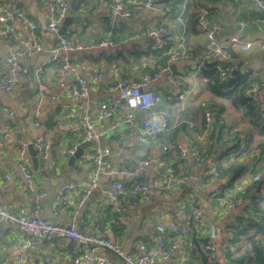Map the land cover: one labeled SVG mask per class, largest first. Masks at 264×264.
Returning a JSON list of instances; mask_svg holds the SVG:
<instances>
[{
	"label": "crops",
	"instance_id": "1",
	"mask_svg": "<svg viewBox=\"0 0 264 264\" xmlns=\"http://www.w3.org/2000/svg\"><path fill=\"white\" fill-rule=\"evenodd\" d=\"M67 1L69 6L60 22L59 33L67 35L73 43L94 44L107 38L115 42L114 46L75 52L57 50L58 33L53 34L46 27V2L0 0L22 8L36 21V40L43 48L21 59L27 71L10 91L0 89V128L10 118L15 119L9 134L0 139V205L15 214L29 215L36 208L40 216L51 221L75 222L89 234L119 241L131 253L136 252L139 242L154 244L159 237L156 226L162 224L165 227L163 238L174 247L169 259H157L153 264H187L188 250L201 246L196 242L198 238L191 235L193 228L201 236L208 237L212 225L217 230L213 240L214 255L218 262H223L220 246L226 234L222 226L245 213L244 207L250 199L248 193H242L248 187L245 177L252 174V167L264 165V151L258 146L261 141L264 143V134L258 133L242 108L234 107L227 97L213 92L201 75L204 33L200 27L192 29L187 24L194 0H181L175 7L162 1L153 9L134 5L129 18L115 16L109 11L108 4L114 0ZM256 5L259 4L256 2ZM214 6L218 9L215 17L221 29L243 18L231 4L215 3ZM246 22L251 26V33L247 34L253 41L251 48L242 51L230 47L223 36L220 42L227 57L219 60L230 63V72L235 70L232 75L249 69L252 75L264 81V21L252 19ZM161 24L169 29L167 40L172 45L167 49L154 48L153 37L141 34ZM253 24L258 25L256 29ZM23 42L31 43L25 24L14 22L11 32L0 34V73L5 67L8 52L20 49ZM181 46L189 52L187 58L169 60L168 54ZM53 48L56 50L52 51ZM64 58L71 62L72 69L60 72L59 66ZM161 66H167L169 71L162 72L147 85L148 89L161 94V104L134 110L130 122L124 120V106L116 109L113 116L96 123L95 130L100 133L98 140L90 141L91 144L81 148L82 153L69 163L72 153L68 148L76 137L70 129L79 126L81 115L86 110H92V117L95 118L96 105L116 95L111 86L120 77L137 79L144 71H157ZM37 68L42 70L40 88L33 73ZM85 72H99L100 79L89 80L87 96H70L68 86L72 76ZM169 73L173 81L169 80ZM255 97H264V84L254 92ZM40 99L41 121L35 124L34 109ZM159 109L167 112L171 127L164 133L141 138L139 132L143 126L161 122ZM205 110L211 113L209 123L204 120ZM49 111H53V118L46 128L43 122ZM40 135L49 142L48 156L42 159L37 154V165L31 162L34 181L29 188L23 183L17 164L16 140L22 138L31 143ZM175 143L184 149L197 147L204 151L206 158L202 167L216 162L220 169L218 174L201 183L196 182L194 177L202 167L196 166L189 154L180 159L173 145ZM246 144L248 150L243 149ZM162 145H168L165 152ZM98 147H108L109 153L104 156L106 169L99 174L97 187L84 197L81 204L82 192L75 189L68 192L64 202L54 208L55 195L63 184L89 178L92 170L90 154ZM160 155L163 158L159 164L140 166L143 156L155 159ZM138 166L141 168L136 181L141 180L148 185L146 194L142 196L128 192L131 181L108 172L115 168ZM170 168L173 169L174 179L169 181L167 174ZM258 174L264 177V170ZM232 177L235 178L233 184L228 186ZM114 180H124L126 190L116 204H110L105 190ZM218 189L238 192L243 203L223 214L225 192L214 194ZM40 192L44 194L42 198L39 197ZM196 205L201 207L205 218L202 230L190 223L191 209ZM172 221L180 227L181 236L176 235V239L168 237ZM23 240L24 235L16 224L0 222V260L16 261L23 251L24 264H41L44 257L51 258L56 264H72L68 257L72 242L67 238L42 239L35 246L25 249L20 247ZM246 242L248 239L243 237L239 244L245 245ZM99 252L109 259L108 264H124L123 259L111 252Z\"/></svg>",
	"mask_w": 264,
	"mask_h": 264
},
{
	"label": "built area",
	"instance_id": "2",
	"mask_svg": "<svg viewBox=\"0 0 264 264\" xmlns=\"http://www.w3.org/2000/svg\"><path fill=\"white\" fill-rule=\"evenodd\" d=\"M47 3L46 13V27L48 31L53 34L58 33L59 45L57 50L61 49L68 52L84 51L92 48H105L114 46L115 42L112 39H101L94 44H79L73 43L67 37V35L59 33V25L64 18L68 10L67 0H39ZM162 0H114L108 4L109 11L119 17L129 18L132 15L133 6H141L144 9H153ZM257 4L264 9V5L261 0H256ZM169 10V7H168ZM200 15L198 17V25L204 33V50L208 57L211 59H222L227 57V53L221 45L220 36L218 31L221 30L220 22H214L209 24L205 18L206 10L200 8ZM257 22H262L261 19H256ZM19 22L25 24L28 27V31L31 38V43L23 42V46L17 50H11L8 52L5 59V67L0 73V89L8 92L17 83L19 77L25 74L27 69L21 64V59L28 58L32 52L41 51L43 48L36 40L37 23L30 18L26 12L14 5L0 2V34L11 32L13 30V23ZM236 23L241 26L248 24L243 18H240ZM144 36L153 37V47L161 49L163 44L169 38V29L165 24L149 28L141 32ZM226 45L230 47L239 48L242 51H247L251 48L253 41L248 38L247 34H242L239 30H233L225 37ZM264 45V44H263ZM56 49H52L55 51ZM189 55V52L182 46L174 48L168 56L169 60H184ZM202 64L199 63V67ZM216 67L220 70V79L223 80L228 75L230 68L222 69L219 64ZM72 69L71 62L64 58L61 66H59L60 72H66ZM167 66H161L157 71H144L137 79H129L128 77H120L111 86L116 92V95L107 101H103L96 105L95 118L92 117V110H86L80 117L79 126L70 129L72 134H76V137L71 141L70 153H73L78 145L83 141H97L100 133L96 132L95 125L100 120L113 116L116 109L125 107L124 120L130 122L134 110L154 108L161 104V94L154 92L147 88V85L152 80L157 79L162 72H168ZM41 68L34 70L35 81L38 87L41 86ZM99 72H85L76 73L72 76L68 86V94L70 96L85 97L89 91V80H99ZM169 80L173 81L172 75L169 73ZM259 88L258 82H253L250 87L245 91V94L254 97V92ZM42 109L41 99L38 101L37 106L34 109L35 124L40 123V114ZM161 115V122L157 125H145L140 130V137L155 136L164 133L171 127L168 122L167 112L159 109ZM204 120L209 123L211 120V113L209 110L204 111ZM15 119L12 117L0 128V139L6 138L10 129L14 126ZM174 126V124H173ZM244 138V137H242ZM32 146L37 149V154L40 158L45 159L48 156V140L40 135L31 142ZM178 150L180 159H183L188 154L193 158L194 164L198 167H202L206 158L204 151L197 147H191L190 149H184L178 143L173 144ZM28 143L22 138L16 140V154L17 164L22 174L23 183L31 188L34 181L33 170L31 166V156L28 152ZM168 145H162V149L165 152ZM109 153L108 147H98L90 154L92 162V170L87 180L70 181L63 184L57 191L54 198V208L59 206L65 200V196L68 192L75 189H79L82 192L79 203L83 202L84 197L97 187L98 176L106 169V162L104 156ZM163 155L158 158L151 159L148 156H143L140 162L141 165L159 164ZM140 166L127 168L120 167L111 169L108 172L122 176L124 179L132 181L128 192L132 195H145L148 190L146 182L135 181ZM218 174L217 163H212L209 167H202L201 172L194 177L196 182H203L210 179L212 176ZM168 180L174 179L173 169L168 170ZM260 179L259 174H247L245 177V184L250 186ZM124 180H114L109 183L105 190V194L110 204H116L121 194L125 192ZM225 192V193H224ZM224 193V194H223ZM216 195L223 194L222 211L223 214H227L233 207L239 206L243 203V198L239 194L233 192H226V190H216ZM43 193L40 192L39 197H43ZM190 218L193 225L196 228L201 229L205 226V218L200 206H193L191 209ZM0 222L14 223L17 225L19 231L24 235V240L21 243V248L35 246L40 240L48 239L52 237H64L72 242V247L68 253V257L71 259L72 264H108L109 259L100 254L99 251H108L112 254L120 257L126 264H153L157 259L167 260L171 257L174 245L168 243L163 238L165 233V227L162 224H158L156 229L159 232V237L152 245H147L144 242L137 244V250L135 253L127 252L119 241L112 240L104 235L89 234L81 229L75 222L60 223L51 221L45 217L40 216L37 213L36 208L29 213L15 214L5 207L0 205ZM170 230L174 234L178 235L180 227L177 223H170ZM217 230L214 226L210 225L208 231V249L210 250V256L213 257L215 245L213 243L216 237ZM232 234L229 235L231 237ZM25 255L24 252L20 253L16 261L5 262L0 260V264H24ZM41 264H56L49 257H44L41 260Z\"/></svg>",
	"mask_w": 264,
	"mask_h": 264
},
{
	"label": "trees",
	"instance_id": "3",
	"mask_svg": "<svg viewBox=\"0 0 264 264\" xmlns=\"http://www.w3.org/2000/svg\"><path fill=\"white\" fill-rule=\"evenodd\" d=\"M162 1L172 7L181 2V0ZM261 2L264 5V0H261ZM215 3L231 4L235 10L241 12L240 16L242 15L246 21H251L252 19L264 21V9L259 5L257 6L255 0H194V7L189 11L187 17L188 26L192 29L199 27L200 7L206 10L205 18L209 24L218 22L215 17L216 11H218L216 6H214ZM170 45H172L171 41L166 40L161 49H167ZM201 60L204 63L201 75L206 79L209 88L213 92L227 97L234 107L242 108L244 115L248 117L258 133L264 134V97L259 99L245 94V91L253 82H258L260 86H263L264 81L259 76L252 75V71L249 69L234 75L229 71L226 78L221 80L220 70L216 67V64H219L222 69H226L230 63H224L217 58L211 59L206 52L201 57ZM215 120H218L217 117ZM175 129L177 128L175 127ZM258 146L261 147L263 152V141ZM243 149L248 150L247 144ZM263 156L264 152L262 153V158ZM217 169L218 171L220 170L218 165ZM262 169L264 170V165L259 164L252 167L250 171L252 174H258ZM232 178L227 184L228 186L233 184L235 178ZM131 183L132 181L129 182V187ZM242 193L243 195L248 193V198H250L246 208L244 207L245 213L237 216L235 220L224 223L222 226V231L226 234L220 246L223 262H218L215 255L213 257L210 256V250L208 249L209 238L207 235L201 236L193 228L191 235L194 238H198V241L195 240L197 244L201 243V246L188 250L187 264H264V206H262L264 203V177H260L257 182L248 186ZM237 194L239 193L237 192ZM190 223L191 225L193 224L191 218ZM251 231L252 233H250ZM230 233L232 234L231 237H229ZM178 236H181V232L178 233ZM168 237L176 239V234L171 232ZM243 237L248 239V242L245 245H240L239 243Z\"/></svg>",
	"mask_w": 264,
	"mask_h": 264
},
{
	"label": "water",
	"instance_id": "4",
	"mask_svg": "<svg viewBox=\"0 0 264 264\" xmlns=\"http://www.w3.org/2000/svg\"><path fill=\"white\" fill-rule=\"evenodd\" d=\"M233 30H239L242 34H250L251 33V26L250 24H246V25H243L241 26L240 24L238 23H234V24H231L229 26H227L226 28H223L221 30L218 31V36L220 37H226L230 32H232ZM170 68H172V66H170ZM235 73V70H232L231 71V74ZM52 118H53V111H49L46 115V119L44 120L43 122V125L48 128L50 123L52 122ZM91 144L90 141H84V142H81L79 144V146L74 150V152L69 156V163L75 158L77 157L78 155H80L82 152H81V148H84L86 145H89ZM28 151L30 153V156H31V162L34 166L37 165L38 163V156H37V149H35L31 143H28ZM123 261V260H122ZM124 264L125 261H123Z\"/></svg>",
	"mask_w": 264,
	"mask_h": 264
},
{
	"label": "rangeland",
	"instance_id": "5",
	"mask_svg": "<svg viewBox=\"0 0 264 264\" xmlns=\"http://www.w3.org/2000/svg\"><path fill=\"white\" fill-rule=\"evenodd\" d=\"M257 26H258L257 24H253V28H254V29H256V28H257Z\"/></svg>",
	"mask_w": 264,
	"mask_h": 264
}]
</instances>
